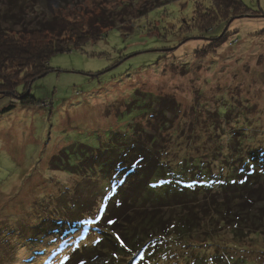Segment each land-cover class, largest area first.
Here are the masks:
<instances>
[{
    "label": "rangeland",
    "instance_id": "rangeland-1",
    "mask_svg": "<svg viewBox=\"0 0 264 264\" xmlns=\"http://www.w3.org/2000/svg\"><path fill=\"white\" fill-rule=\"evenodd\" d=\"M142 1L41 0L25 25L102 7L115 17L124 7L132 11L129 4L144 7ZM209 1L167 0L129 17L52 55L51 70L0 95V264H61L74 250L81 264L103 236L106 217L120 222L136 205L164 212L155 219L167 240L157 235L166 251L161 264H191L193 253L216 250L232 264H264V205L246 212L235 210L233 199L224 203L240 155L264 152V0H241L252 16L203 34L214 37H188L195 3ZM176 37L188 38L172 44ZM27 89L34 102L22 104ZM9 103L14 107L3 110ZM114 141L118 149H101ZM54 154L57 167H50ZM187 160L195 184L160 196L147 190L167 176L163 169ZM254 173L262 176L253 189L264 194V173ZM98 207L101 224L94 220ZM177 226L183 236L172 234ZM106 254L93 264H138ZM138 257L142 264L153 259Z\"/></svg>",
    "mask_w": 264,
    "mask_h": 264
},
{
    "label": "trees",
    "instance_id": "trees-1",
    "mask_svg": "<svg viewBox=\"0 0 264 264\" xmlns=\"http://www.w3.org/2000/svg\"><path fill=\"white\" fill-rule=\"evenodd\" d=\"M27 1H31L32 4L26 5L28 4ZM40 1L41 0H37L36 2L32 0H0V95L8 96L13 89H16L18 84L22 83L25 85L27 79H33L51 70L48 61L52 55L68 52L78 48L86 41L98 39L108 29L128 22L129 17L143 15L148 12V10L165 3L167 0H143L142 4H144V7L139 5L135 7V5L129 4L128 8L132 9V11H127V8L124 7L121 13L116 14L115 17L112 13H107L104 7L99 10H90L87 13H72V16H70L69 13H57L56 17L52 20L39 21L33 27H26L27 25H25V22L30 17L29 15L32 14V11L29 9L32 5H40ZM147 3H149V5ZM120 5L121 4H117L116 8ZM51 7L52 9H62L61 7H54L53 5ZM32 8H34V6H32ZM242 16L252 15L249 14V9L241 0H210L208 6H204L197 2L195 3L192 22L188 27L190 30V35L188 37H202L203 39L214 37V33L216 31L218 32L221 24L230 23L233 19ZM6 23L7 25L4 26L3 24ZM10 23H13V25H10ZM208 32H211L213 35L204 37L203 34H209ZM217 32L215 35H217ZM186 38L176 37V39H171V42L172 44H178ZM20 80H23V82H20ZM18 100L22 104H31L34 102V98L30 96L28 89L19 96ZM14 105L13 103H9L3 107V110H8L14 107ZM116 146L117 142L114 141V145L101 149H118L119 147ZM121 148L123 151L122 153H124L125 151L123 149L126 148L122 146ZM94 150L97 152V148ZM133 151L137 152L136 148H133ZM260 151L261 149L257 150L252 159L249 158L251 152L240 155L243 161L241 162V168L238 169L239 176L236 178L230 176L231 180L229 181V185L233 187V190H231V194L233 195L231 198L226 195L224 203H228L226 201H231L232 199L235 200V204L232 205L235 210H243L242 208H246L245 211L248 212L250 208L255 205H264L263 192L260 189H253V181L257 182L258 176H262L254 172L260 170L264 173V158H262L259 165L256 164L255 159L257 155L259 156L264 153L262 152L263 149L261 152ZM56 156L57 154H54L49 159L48 165L50 167H57L55 164L57 160L54 159ZM103 163L104 162L101 164L99 162V165H103ZM190 163L192 164V162L187 160L183 162V167L178 168L174 166L163 169V172L167 176L161 178L158 182L152 180L150 182L152 185H150V183H148V186L146 185L147 190L153 192L154 196H160L162 194L164 195L167 191H175L177 188L173 187H178V185L179 188L188 189V185H193L196 182V177L193 179L188 176V174H190L188 171ZM62 165H60L61 168L63 167L62 170H66L70 174H76L77 168L70 170L66 167L64 168ZM246 166L249 167L248 169L251 170V172L244 173ZM199 171L205 179L207 176L206 172L203 171V169ZM170 174L175 176V178H173L174 181L168 178ZM242 174L244 176H242ZM243 180L250 185H247L246 188L242 186L244 183ZM98 204H100V202H98ZM133 208L134 211L132 213L127 211L128 213L125 214L124 220L120 222L117 221L116 218L109 219V217H106V223L101 226V230L99 229L103 236L99 238L93 246H89L88 249L86 248L87 256L82 259L81 264H93V260L95 258L97 260V257L103 255L104 252L105 254L107 252L106 255H110V257H118L120 260L137 258L138 264H142L141 260H139V255L145 258L146 256L153 257V259L145 261L144 264H161V261L164 260L163 258L165 257L166 251L161 248V245L157 247L159 243L157 238L162 236L164 238L161 239L163 242L167 240H165L163 231L161 232L160 230L163 226L160 227V224L155 219L164 217V212H158L159 210L156 209L149 211L148 209H144L145 206L141 207L136 205ZM127 214L131 217L126 216ZM137 214L139 215L138 217L136 216ZM225 214L230 217L234 216V214H230L229 212ZM215 215L218 216L220 213L216 212ZM166 217L168 218L170 216L167 215ZM74 220L78 221L80 219ZM108 220L113 221V223L108 224ZM128 225H133V227H128ZM136 228L139 230L137 233ZM95 229L98 228L96 227ZM180 229L182 228L177 226V230H172V234L183 236L185 232ZM148 234L154 235L153 237L146 238ZM117 237H119V240H117ZM190 246L193 249V244H190ZM75 251L76 250H74L67 260L61 264H80L75 257ZM231 258V255H221L217 250L211 251L210 253L197 251L193 253L191 264H232Z\"/></svg>",
    "mask_w": 264,
    "mask_h": 264
},
{
    "label": "snow or ice",
    "instance_id": "snow-or-ice-1",
    "mask_svg": "<svg viewBox=\"0 0 264 264\" xmlns=\"http://www.w3.org/2000/svg\"><path fill=\"white\" fill-rule=\"evenodd\" d=\"M104 210L106 211V209H104ZM99 212H100V208L98 207V208H97V212H96V214H94V220H96V223H97V224L103 222V220H104V217H103V216H100V215H99ZM97 217H98V220H97ZM107 223H108V224H111V223H113V221L108 220ZM117 240H119V237H117Z\"/></svg>",
    "mask_w": 264,
    "mask_h": 264
}]
</instances>
